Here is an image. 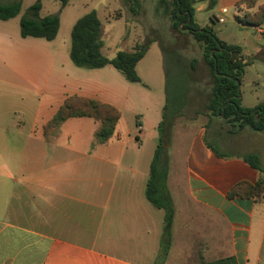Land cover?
<instances>
[{
	"label": "crops",
	"instance_id": "0c3cea01",
	"mask_svg": "<svg viewBox=\"0 0 264 264\" xmlns=\"http://www.w3.org/2000/svg\"><path fill=\"white\" fill-rule=\"evenodd\" d=\"M240 1L195 0V19L233 44L213 23L234 17L240 34L233 45L252 65L257 56L264 58V35L257 31L264 24L239 22L247 12ZM261 5L259 0L255 10ZM207 9L210 20L201 16ZM41 40L0 24V264H200L230 257L237 264H264V194L230 196L238 184L264 179L245 161L258 155L264 168V131L209 112L189 120L197 130L184 159L169 164L174 213L168 225L167 212L146 196L166 96L154 109L147 93L113 67L60 66L71 49L63 53ZM249 66L241 104L255 109L264 104V70L248 79ZM73 96L112 105L121 114L130 110L137 119L136 142L132 132L119 131V122L114 137L96 145L100 124L91 118L70 119L46 136V124ZM189 107L175 123L184 122ZM163 246L167 253L160 262Z\"/></svg>",
	"mask_w": 264,
	"mask_h": 264
},
{
	"label": "trees",
	"instance_id": "16d2710c",
	"mask_svg": "<svg viewBox=\"0 0 264 264\" xmlns=\"http://www.w3.org/2000/svg\"><path fill=\"white\" fill-rule=\"evenodd\" d=\"M44 0L36 2L27 10L20 21L21 36L23 38H41L54 41L61 29L59 15L41 17ZM62 7H66L72 0H60ZM131 10L138 14L142 8L140 0H126ZM259 0H242L238 7H245L247 12L238 16L237 20L244 25L260 26L264 24V5L258 6ZM162 6L171 14L173 26L180 30L184 24L195 41L203 47L205 61L213 76L211 97L207 108L210 116H221L232 122H240V127L250 126L254 131H264V116L256 121L255 114L260 111L264 114V104L255 109L244 108L241 104V90L246 67L250 60L243 55L242 47L228 44L218 38L210 27H200L195 19V0H161ZM22 10L21 1L1 2L0 20L8 21L17 17ZM103 24L97 11H92L79 18L75 23L71 38L72 47L70 58L78 68L95 70L113 67L131 83H142L137 72V65L146 56L150 44L143 43L134 47L131 52H119L114 59L102 54ZM163 51V49H162ZM196 60L191 61V70L182 68L177 55L163 51V65L166 75V105L163 111V120L160 123V139L151 164L150 178L147 184L146 196L156 208L167 212L168 225L174 213V205L168 189L169 157L167 139L170 137L171 127L175 120L182 115L184 108L189 104L192 92V71H195ZM73 118H91L99 122L100 126L95 134V144L108 143L115 135L118 123L122 118L121 112L112 105L98 101L73 96L64 101L56 115L44 127L46 136L56 134L61 126ZM169 135V137H168ZM218 156H223L218 150L207 143ZM245 161L254 169L264 174L261 159L258 155H249ZM264 194V179L255 185L240 183L232 189L230 196L260 198ZM167 253L163 246L160 262ZM200 264H237L234 258H225L213 262L202 261Z\"/></svg>",
	"mask_w": 264,
	"mask_h": 264
},
{
	"label": "rangeland",
	"instance_id": "374dc122",
	"mask_svg": "<svg viewBox=\"0 0 264 264\" xmlns=\"http://www.w3.org/2000/svg\"><path fill=\"white\" fill-rule=\"evenodd\" d=\"M0 1L22 2V10L17 17L7 22L0 20L1 25L7 26L12 34L16 33L20 37V21L36 0ZM140 1L142 2V8L136 14L131 10V5L126 0H72L64 8L60 0H44L41 17L59 15L61 18V30L54 42L45 39L41 41L55 48L58 47L60 52H67L72 47L71 33L75 22L84 15L92 11H97L103 24L101 41L103 44L102 54L105 57L114 59L119 52L133 51L134 47L138 44H150L148 53L138 65L139 72L147 85L141 86V83H134V85L147 93L148 99L153 103L154 109L160 97L163 99L166 96L163 51L165 50L167 54H176L184 70H191V61L196 60L195 71H192V92L190 93L189 103L191 107L185 110L186 112L181 118L184 122H176L171 127L170 137L168 135L169 138L166 141L169 162L175 158L183 161L187 148L197 130L196 122L189 120H192L200 114L209 112L207 105L213 86L212 72L205 61L201 44L195 41L189 30L183 28L184 24L180 26V30L174 28L171 14L162 6L161 0ZM202 2L204 1L198 2V5ZM263 2L264 0H261V3ZM201 16L210 20L212 10H205ZM227 18L228 22L225 25L217 26L214 22L213 26L216 28L215 31L222 30L227 40L234 44V40L239 38L240 32L237 28L235 18L229 15ZM248 29V35L252 37L255 32L250 28ZM257 36L259 37L258 34ZM67 60V63L60 60L59 65L67 68L70 63L72 68L79 69L74 65L69 55ZM263 70L264 58L257 56L254 63L249 66L248 79L253 78L258 72ZM243 92H247V82H245L241 89V96ZM245 98H247V95H245ZM136 120V116L130 110H124L119 124V131L125 133L128 131L132 132L131 138L135 142V135L139 132ZM152 122L151 125L157 128L156 121L153 120Z\"/></svg>",
	"mask_w": 264,
	"mask_h": 264
},
{
	"label": "water",
	"instance_id": "95a60500",
	"mask_svg": "<svg viewBox=\"0 0 264 264\" xmlns=\"http://www.w3.org/2000/svg\"><path fill=\"white\" fill-rule=\"evenodd\" d=\"M188 23V22H187ZM187 23H183V24H187ZM238 85H239V89L241 90V84L240 82H238ZM241 98V97H240ZM260 114V111H258L256 114H255V118H256V121H261V119L263 118L264 114H262L261 116L259 115Z\"/></svg>",
	"mask_w": 264,
	"mask_h": 264
},
{
	"label": "built area",
	"instance_id": "2783aa9c",
	"mask_svg": "<svg viewBox=\"0 0 264 264\" xmlns=\"http://www.w3.org/2000/svg\"><path fill=\"white\" fill-rule=\"evenodd\" d=\"M219 22H224V19H220ZM257 31L260 35H264V27H257Z\"/></svg>",
	"mask_w": 264,
	"mask_h": 264
}]
</instances>
